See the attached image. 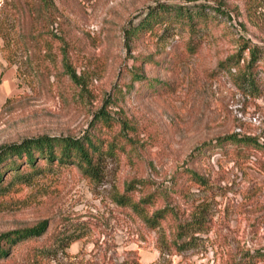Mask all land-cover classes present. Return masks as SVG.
Returning a JSON list of instances; mask_svg holds the SVG:
<instances>
[{
    "label": "rangeland",
    "instance_id": "1",
    "mask_svg": "<svg viewBox=\"0 0 264 264\" xmlns=\"http://www.w3.org/2000/svg\"><path fill=\"white\" fill-rule=\"evenodd\" d=\"M23 1L6 7L11 40L0 39V147L89 131L115 152L98 181L44 161L28 183L9 176L0 234L50 227L0 264H264V150L247 157L218 141L264 147V0ZM159 4L183 7L196 27L174 17L163 36L154 27L128 44ZM129 183L137 199L152 195L147 212L172 214L151 227L118 206Z\"/></svg>",
    "mask_w": 264,
    "mask_h": 264
},
{
    "label": "trees",
    "instance_id": "2",
    "mask_svg": "<svg viewBox=\"0 0 264 264\" xmlns=\"http://www.w3.org/2000/svg\"><path fill=\"white\" fill-rule=\"evenodd\" d=\"M22 1L5 0L4 4L0 5V14H2L0 17V39L5 42H10L12 33V28L8 23L9 14L6 7L16 8ZM28 2L26 1L27 5H29ZM37 2L47 8L53 7L54 4L53 0H37ZM147 9L148 11L143 18L126 31V42L128 44L133 41L134 37L137 38L144 31H152L154 27H158V30L162 33L161 36H163L167 29L174 24V17H182L181 22L189 25L190 30L196 27L195 15L190 12L189 14L181 6L159 4L150 6ZM45 16L48 20L53 17L52 13ZM250 55L252 59L256 56L254 51ZM69 75L73 82L80 84L81 77L75 71L69 73ZM156 82H160L161 88L164 89V84L160 79H156L150 85L154 86ZM242 82L250 88L255 85L254 81L247 75H243ZM100 118L102 121L108 120L106 114H102ZM254 140L251 136L241 134L218 139L219 142L231 141L238 147L245 148L248 152L247 157L252 156L251 151L264 150V147L254 142ZM114 152L113 147L106 148L105 141L89 131L78 137L42 135L25 138L20 142L0 147V187L7 181L9 176L12 177L11 183L14 181L30 182L34 174L40 170L39 163L41 161L46 162L49 166H77L87 178L98 181L102 178L106 158ZM188 173L192 180L201 185L204 184V177L199 175L197 171H188ZM133 190L134 183H129L123 193H117L114 196V202L118 206L129 210L151 227H156L169 214H172L173 211L168 210L167 206L158 208L152 213L147 212L145 207L154 203L152 195H145L143 198L137 199L133 195ZM49 227V221L42 220L33 226L0 234V259L7 257L13 246L32 238L42 237ZM179 227L182 228L181 225ZM196 232V229H193L191 234ZM258 256H260L259 253ZM261 256L264 258V254Z\"/></svg>",
    "mask_w": 264,
    "mask_h": 264
}]
</instances>
